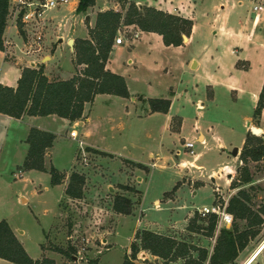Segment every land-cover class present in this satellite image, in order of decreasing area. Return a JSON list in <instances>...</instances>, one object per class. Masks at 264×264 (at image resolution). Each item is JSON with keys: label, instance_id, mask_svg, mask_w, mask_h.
<instances>
[{"label": "rangeland", "instance_id": "obj_1", "mask_svg": "<svg viewBox=\"0 0 264 264\" xmlns=\"http://www.w3.org/2000/svg\"><path fill=\"white\" fill-rule=\"evenodd\" d=\"M74 1L59 0L56 8L43 9V20L70 23ZM120 1L118 9L121 7L123 14L131 4H140L138 7L142 9L148 3H157V0ZM190 1L196 29L194 42L188 46L164 47L146 33L134 39V29L126 26L116 34L124 40L132 39L114 53L112 67L126 76L134 94L165 98L172 90L169 115H144L145 106L141 102L142 105L127 103L117 98L107 102L106 96H100L89 116L88 138L86 129L67 125L58 117L53 121L42 120V125L58 135L55 144L53 141L44 153L46 173L22 167L28 152L25 125H6L0 120V221H6L16 232L14 235L20 236L31 259L40 257L41 248L56 264H122L125 255H130L135 232L141 230L185 240L212 252L217 235L208 239L202 233H189L186 227L197 211L218 202L225 206L238 191L232 185L237 184L236 171L243 166L239 157L249 132L247 124L251 122L250 126L262 129L258 136L264 140V114L262 120L253 118L255 93L264 71L257 62L262 61H256L249 72L229 75L228 69L222 67L225 66L222 51L228 42L221 38L219 29L223 25L237 29V22L252 19L254 5L262 4L264 9V0ZM181 3L187 9L188 3ZM232 3L235 7H230ZM215 7L219 13L214 11ZM29 31L31 39L25 47L28 52L35 50V41L40 38L39 32H31V28ZM192 61L199 62V66L191 69ZM61 63L64 73L72 68L68 54ZM230 83L236 87L235 93ZM168 116L180 119L172 121L170 130ZM198 131L206 137L205 147L200 145L201 136L195 141ZM188 142L193 143V151L201 156L197 161L193 159L194 166L184 167L180 174L175 161L189 156L184 149ZM87 144L109 154L103 155ZM234 148H238V154L231 156ZM129 161L144 164L145 169ZM51 167L62 177L61 188L66 189L73 173L84 177L81 199H59L60 189L50 184ZM248 168L252 184L243 188L251 198L252 208L257 210L264 205V158L250 162ZM118 197L131 202L129 215L113 211V202ZM197 224L206 226L207 220ZM237 224L244 227V222ZM220 229L217 226L216 234ZM263 242L264 225L233 263L247 264ZM136 264L166 263L140 252ZM252 264H264V256L260 254Z\"/></svg>", "mask_w": 264, "mask_h": 264}, {"label": "trees", "instance_id": "obj_2", "mask_svg": "<svg viewBox=\"0 0 264 264\" xmlns=\"http://www.w3.org/2000/svg\"><path fill=\"white\" fill-rule=\"evenodd\" d=\"M121 1L119 0V3ZM95 0H79L76 13H84L94 6ZM10 0H0V51H4L3 35L9 16ZM124 9V5H122ZM192 21L172 15L155 8L140 9L131 4L126 13L108 10L96 16L95 26L88 29V38L77 40L74 45L75 67L83 69L72 78L65 81H50L44 74V67L24 68L15 88L0 84V115L13 119L23 116L48 117L56 116L69 122L79 121L84 106L91 104L97 95L107 94L121 98H129L126 83L121 76L105 70V65L111 53L116 34L122 26H135L140 31L154 33L162 38L165 47L183 46L182 37L190 36ZM18 29L22 34L20 23ZM152 112L166 114L170 101L164 99L148 100ZM264 109V82L258 95L253 118L258 119ZM55 136L51 133L31 128L26 138L28 152L23 162L25 170H35L46 173L44 153L52 147ZM105 155V154H103ZM264 158V140L260 136L247 132L239 160L243 166L238 172L236 185L238 189L227 204L226 211L232 218L231 226L223 227L216 234L217 221L215 215L202 218L198 213L192 218L186 229L189 233L200 234L208 239L214 238L215 244L210 253L205 247H199L185 240L160 235L141 230L135 232L134 242L130 246V255H125L122 264H136L140 252H147L155 259L164 263L182 262V264H232L248 247L261 231L264 225V205L254 210L251 198L244 186L252 184V175L248 164ZM137 168L145 169L137 164ZM51 186L61 183V175L51 167L49 170ZM84 177L73 173L65 189V195L70 199L82 198ZM112 209L120 215H129L131 202L123 197L115 198ZM207 220L206 226H199L197 221ZM238 222H244L240 228ZM60 253L67 255L65 251ZM264 256V248L258 256ZM257 256V257H258ZM257 257L250 263L252 264ZM0 259L12 264H55L52 259H31L21 243L14 235L6 221H0Z\"/></svg>", "mask_w": 264, "mask_h": 264}, {"label": "crops", "instance_id": "obj_3", "mask_svg": "<svg viewBox=\"0 0 264 264\" xmlns=\"http://www.w3.org/2000/svg\"><path fill=\"white\" fill-rule=\"evenodd\" d=\"M259 1H262V0H259ZM17 2L18 0H10L9 16L7 20V26L4 31V35H3L4 51H0V84L3 86L11 87V88L16 87L17 81L20 78L22 69L27 68V67L36 68L39 65L44 67V74L47 76V78L50 81H61V80L65 81V80H69L70 78H72L74 75H76V73H79L83 69V66L75 67L73 64L75 42L77 40H85L88 38V29L94 28L95 22H96V16L98 13L105 12L108 10H113L115 12H122L121 7L120 9H118V5H120L118 1H116L117 3H115L113 0H95L94 6L88 8L85 13H76V8H77L79 0H75L69 12L70 15H73V19L71 20V22L68 24L66 22L62 23L61 21L52 23V21L50 20L49 21L45 19L43 20L42 10H40L41 12L39 14L38 13L34 14L33 11L36 9V5H38L39 3L38 0H22V2L24 3L22 5H18ZM181 2L188 3L187 9L183 7ZM137 3H142V2L137 0ZM138 6H141V5L138 4ZM145 6L155 8L156 10H160V11L172 14V15L180 16L185 19L191 20L193 24L191 33H190V36L187 38V41L186 42L183 41L184 43H186L183 46H188L191 42H194L196 25L194 23V6L191 4L190 0H179V1L157 0V3L156 1L154 3L151 2ZM256 6H260L261 9L254 10V7ZM230 7H235V4L232 3ZM214 11L219 13V8L215 7ZM252 12H253L252 19L246 18L244 22L242 21L237 22V29L234 30L233 28L225 26V25L221 26L219 29L221 38H224V40L228 42V44L225 46V48L222 51L223 59L225 61V66L222 65V67L224 69H228V71L226 72L229 75L235 72H249L252 69V67L255 65V62L260 61V60L262 62L260 63L257 62V64L259 66L261 65L262 67H264V14H263L264 9L262 7V4L254 5L252 7ZM27 15H29L30 17L25 19L24 17ZM18 22L20 23L22 34H20L19 32ZM126 27L134 29L133 30L134 33L132 35V38L134 39L139 38L140 34L146 33V32L140 31L135 26H126ZM30 28H31V32L32 31L39 32L40 41L39 43H36L35 41V47H36L35 50L28 52V51H25V47H26V44L29 43L28 40L31 39L29 37ZM135 34H137L136 37H135ZM146 34L152 35L153 37H155V39L159 40L162 43L161 36L154 34V33H146ZM213 34H216V32H213ZM59 39L61 40V43H59ZM131 39L124 40L123 44L125 43L128 44ZM69 40H73L74 42L72 48L68 45ZM123 44L119 46L113 45L111 53L105 65V70H108L109 72L115 75L121 76L124 79L128 93H129V98H121V97H116V96L107 95V94L97 95L95 96L91 104H86L84 106L82 117L79 121L69 122L65 119L59 118L61 119L63 123L65 124L67 123V125H72L73 127H80L82 129H86V132H85L86 138L90 136L89 116H90L92 107L96 99L100 96H106L107 102L110 101V99L112 98H117L127 103H138V104L142 103L143 106H145L144 113L146 111L144 115L153 116L156 114H160V115L167 116L170 114V110L172 106V100L170 99V97L172 98L174 96V92L172 90L168 91V96L165 98L143 97V96H140L139 94H134L133 92L129 90V85H128L126 76L123 75V73L118 71L116 68L112 67V62H113L112 57L116 51L120 50ZM183 46L170 47V48H181ZM66 54L70 56L72 68H70V70L67 73H64V70L62 68L61 59ZM199 64H200L199 62H197L196 64L192 61L191 69L197 68ZM237 64L239 66H236ZM240 65H246V68L242 69L244 67L241 68ZM263 82H264V71L261 77V82L259 84V87L255 93V98H254L255 106H256L258 95L263 85ZM230 88L233 91L236 87L230 83ZM208 90L212 91L211 86H208ZM155 99H164V100L170 101V107L166 114L151 111L149 104H148V100H155ZM263 114H264V109L260 116L261 120H262ZM54 118H57V117L53 115L48 116V117L23 116L21 119L17 120V119H13V118H10L4 115H0V120L3 121L6 125H11L12 123H15L16 125L18 124L25 125L26 130H27V135L31 128H37L41 131H45V132L53 134L55 136V139H54V144H55L58 138V135L50 131L48 127H45L44 125L40 123V121L42 120L51 119V121H53L52 119ZM175 119H179V118L175 116H168V128L167 129L170 130V125L172 121ZM250 124L251 122L247 124V128H246L247 131L248 129L250 130V127H252L250 126ZM179 130L180 128L177 131ZM27 135H26V138H27ZM246 135H245V138H246ZM199 136L202 137V142H203L202 144L200 143L199 144L205 147L207 145V141H206L205 135L201 131H198V133L196 134L195 141L196 142L198 141ZM87 147L99 153H103L107 155L109 154V153H105L103 150L99 149L97 146H94L91 144H87ZM238 148L240 149L241 147H238ZM52 152H53V149H51V153ZM195 155H196V158H193V156L189 155L185 158H181V159L178 158L175 161V165L178 167L177 169L180 170L179 171L180 174L182 173L184 167L188 165L194 166L195 163L193 162V159L196 161L199 160L201 154L195 153ZM149 157L153 158L152 155H149ZM129 162L141 165V163L136 162V161H129ZM152 165L154 166V164ZM126 173L129 174V172H126ZM211 173L214 174L216 172H211ZM52 187L60 189L59 199H65V197H67L65 195V188H61L63 186L60 187L59 185H57V186H52ZM156 201L157 200H154V202ZM25 202L26 200L23 203ZM12 231L15 232L14 230ZM20 233H21L20 235H23L22 232ZM16 238L21 243V245H23L21 242L20 236H17ZM40 250H41L40 257L34 260H40L42 258L41 256L45 255L44 256L45 258H49L55 261L54 258H50L45 252H42L41 248ZM142 255L146 256V254H142ZM0 263L7 264V261L0 259Z\"/></svg>", "mask_w": 264, "mask_h": 264}, {"label": "built area", "instance_id": "obj_4", "mask_svg": "<svg viewBox=\"0 0 264 264\" xmlns=\"http://www.w3.org/2000/svg\"><path fill=\"white\" fill-rule=\"evenodd\" d=\"M18 5H22L24 4L22 2V0H18L17 2ZM59 4V0H44L43 3H40L38 5H36V9L33 11L34 14H39L41 11L40 10H47V9H52V8H56ZM261 7L260 6H256L254 7V10H260ZM30 16L27 15L24 18L27 19ZM119 33V32H118ZM137 36V34H135V37ZM38 41H40V38H38ZM124 39L119 35L115 38L114 41V45H121L123 44ZM39 43V42H36ZM184 149L187 150L188 154L190 156H193V158H196V155L193 151L194 149V145L193 143H185L184 145ZM197 213L202 217L205 218L209 215H215L216 216V221H217V226L218 227H229L232 224L233 218L232 216L227 213L226 211V205H222L220 202H218L217 204H214V206H212L211 208H207V207H203L201 210L197 211Z\"/></svg>", "mask_w": 264, "mask_h": 264}, {"label": "water", "instance_id": "obj_5", "mask_svg": "<svg viewBox=\"0 0 264 264\" xmlns=\"http://www.w3.org/2000/svg\"><path fill=\"white\" fill-rule=\"evenodd\" d=\"M182 40L185 42L187 41V37L186 36H183L182 37ZM59 43H61V40L59 39ZM73 40H69L68 41V45L72 48L73 47ZM250 133L251 135L253 136H258L262 133V129L260 128H256V127H250ZM238 154V148H234L231 152H230V155L231 156H236ZM240 168L237 169L236 172H239ZM211 181L213 182L214 181V178H211ZM233 264H236V263H233Z\"/></svg>", "mask_w": 264, "mask_h": 264}, {"label": "bare ground", "instance_id": "obj_6", "mask_svg": "<svg viewBox=\"0 0 264 264\" xmlns=\"http://www.w3.org/2000/svg\"><path fill=\"white\" fill-rule=\"evenodd\" d=\"M264 248V242L262 243V245L258 248V250L252 255V257L249 259V261L247 262V264H250L259 254V252Z\"/></svg>", "mask_w": 264, "mask_h": 264}]
</instances>
